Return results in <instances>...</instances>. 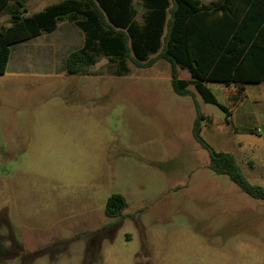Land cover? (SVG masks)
Instances as JSON below:
<instances>
[{"label": "rangeland", "instance_id": "obj_1", "mask_svg": "<svg viewBox=\"0 0 264 264\" xmlns=\"http://www.w3.org/2000/svg\"><path fill=\"white\" fill-rule=\"evenodd\" d=\"M57 1L27 0L26 15ZM81 41L62 22L11 46L0 75V264H264V201L212 172L191 132L195 101L203 141L264 188V83L233 103L237 87L206 82L227 115L192 86L176 95L163 60L66 75ZM113 194L123 219L105 216Z\"/></svg>", "mask_w": 264, "mask_h": 264}, {"label": "trees", "instance_id": "obj_2", "mask_svg": "<svg viewBox=\"0 0 264 264\" xmlns=\"http://www.w3.org/2000/svg\"><path fill=\"white\" fill-rule=\"evenodd\" d=\"M27 0H0V75L5 74L11 46L55 31L62 22L82 34V45L65 58L68 76H93L100 59L108 73H129L127 63L149 68L157 60L169 64L170 84L178 96H194L216 105L227 115L206 82L234 85L237 103L245 84L264 83V0H59L26 15ZM185 70L189 79L178 77ZM193 139L208 152V168L225 175L245 194L264 201V188L250 184L233 155L213 151L200 136V122L208 119L194 101ZM211 121L210 119H208ZM127 203L120 194L106 202L105 216L123 219Z\"/></svg>", "mask_w": 264, "mask_h": 264}, {"label": "crops", "instance_id": "obj_3", "mask_svg": "<svg viewBox=\"0 0 264 264\" xmlns=\"http://www.w3.org/2000/svg\"><path fill=\"white\" fill-rule=\"evenodd\" d=\"M69 25H71L72 27H74L80 34H81V32L73 25V24H71V23H68ZM60 25V24H59ZM59 25H58V28H59ZM57 28V29H58ZM56 29V30H57ZM55 30V31H56ZM55 31H53V32H51V33H48V34H43V35H41V36H39V37H36V38H34V40H36V39H39V38H41L42 36H44V35H51L52 33H54ZM81 36H82V34H81ZM82 42H83V36H82V41H81V43H80V45L77 47V48H75V49H78L81 45H82ZM75 49H73V50H75ZM72 51V50H71ZM64 70V69H63ZM64 73H65V71H64Z\"/></svg>", "mask_w": 264, "mask_h": 264}]
</instances>
